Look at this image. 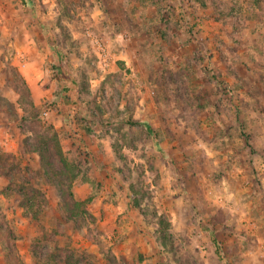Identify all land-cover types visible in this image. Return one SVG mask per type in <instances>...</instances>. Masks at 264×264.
Masks as SVG:
<instances>
[{
    "label": "rangeland",
    "instance_id": "obj_1",
    "mask_svg": "<svg viewBox=\"0 0 264 264\" xmlns=\"http://www.w3.org/2000/svg\"><path fill=\"white\" fill-rule=\"evenodd\" d=\"M0 264H264V0H0Z\"/></svg>",
    "mask_w": 264,
    "mask_h": 264
},
{
    "label": "trees",
    "instance_id": "obj_2",
    "mask_svg": "<svg viewBox=\"0 0 264 264\" xmlns=\"http://www.w3.org/2000/svg\"><path fill=\"white\" fill-rule=\"evenodd\" d=\"M71 102H72V97H68L66 104H71ZM41 138H43V136ZM42 145H43L44 149L41 150V152L50 154L51 153V149H49L48 143L45 142ZM39 154H40L39 155L40 156L39 160L41 162V158H43V154H41V153H39ZM26 191H27V189L24 188V187H20L19 188V192H20L22 198H24V199L27 198L26 197V193H27ZM28 196H29V200H40V199L43 198L42 193L40 191H38V190H35V189H31L28 192ZM69 197L70 198L72 197L71 194H69ZM34 203L33 204L27 203L26 206L23 207V210H24V213L32 216L31 219H36L37 220L38 217L42 214L44 206H42L40 204V202H38V204L36 206H34Z\"/></svg>",
    "mask_w": 264,
    "mask_h": 264
}]
</instances>
